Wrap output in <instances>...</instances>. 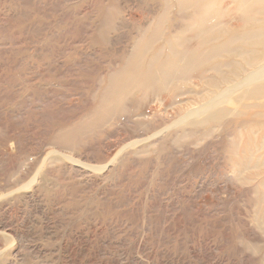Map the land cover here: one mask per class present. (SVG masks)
<instances>
[{
	"label": "rangeland",
	"instance_id": "rangeland-1",
	"mask_svg": "<svg viewBox=\"0 0 264 264\" xmlns=\"http://www.w3.org/2000/svg\"><path fill=\"white\" fill-rule=\"evenodd\" d=\"M167 6L0 0V264H263L264 190L230 179L240 128L175 145L179 122L158 103L149 127L117 114L91 128L109 77ZM152 126L174 128L148 153L125 150Z\"/></svg>",
	"mask_w": 264,
	"mask_h": 264
},
{
	"label": "bare ground",
	"instance_id": "bare-ground-1",
	"mask_svg": "<svg viewBox=\"0 0 264 264\" xmlns=\"http://www.w3.org/2000/svg\"><path fill=\"white\" fill-rule=\"evenodd\" d=\"M167 7L142 29L125 65L109 77L91 128L117 114L149 127L158 112L146 109L154 103L166 115L174 110L175 130L182 133L175 145L193 132L207 140L228 126L240 128L228 153L230 179L255 181L257 191L264 190V0H169ZM184 95L197 102L184 105L178 101ZM165 129L150 127L149 139H137L125 150L142 147L137 153H148L143 146L152 136L166 138ZM121 154L91 171L105 176Z\"/></svg>",
	"mask_w": 264,
	"mask_h": 264
}]
</instances>
